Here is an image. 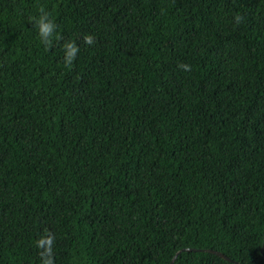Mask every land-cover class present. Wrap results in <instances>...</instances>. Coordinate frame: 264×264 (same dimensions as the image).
<instances>
[{"label":"trees","instance_id":"16d2710c","mask_svg":"<svg viewBox=\"0 0 264 264\" xmlns=\"http://www.w3.org/2000/svg\"><path fill=\"white\" fill-rule=\"evenodd\" d=\"M46 259L264 264V0H0V264Z\"/></svg>","mask_w":264,"mask_h":264},{"label":"clouds","instance_id":"9594fccd","mask_svg":"<svg viewBox=\"0 0 264 264\" xmlns=\"http://www.w3.org/2000/svg\"><path fill=\"white\" fill-rule=\"evenodd\" d=\"M40 17L36 21V26L38 27V33L39 37L41 39V42L45 44L46 46L51 45V38L53 37V34L56 31L57 25L50 19V13L46 12L43 7L40 8ZM235 22L237 25H239L242 22V17L240 15H236ZM84 42L87 45H92L95 43V39L92 35H85ZM65 50V64L66 66H71L72 63L77 58V55L80 51L79 47L74 42H68L64 45ZM184 70H190V66L187 64H181L179 65ZM54 237L51 235L47 236L44 239H41L38 242L39 247H44L45 244L48 245L47 252L51 253V245L53 243ZM45 253H41V255H44ZM45 264H52L51 259H46Z\"/></svg>","mask_w":264,"mask_h":264},{"label":"water","instance_id":"95a60500","mask_svg":"<svg viewBox=\"0 0 264 264\" xmlns=\"http://www.w3.org/2000/svg\"><path fill=\"white\" fill-rule=\"evenodd\" d=\"M262 252H263V250H262ZM220 256L223 257V258H225V259H227V260H229L227 257H224L222 254H220Z\"/></svg>","mask_w":264,"mask_h":264}]
</instances>
